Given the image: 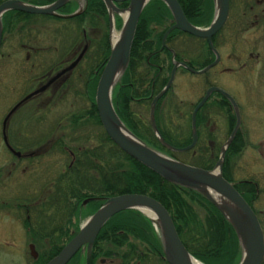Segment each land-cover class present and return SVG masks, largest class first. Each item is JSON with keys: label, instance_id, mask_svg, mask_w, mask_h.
<instances>
[{"label": "trees", "instance_id": "trees-1", "mask_svg": "<svg viewBox=\"0 0 264 264\" xmlns=\"http://www.w3.org/2000/svg\"><path fill=\"white\" fill-rule=\"evenodd\" d=\"M6 0H0V4ZM33 5H48L56 0H23ZM183 9L198 15L195 21H188L195 27L207 28L213 17V0H177ZM105 4L102 0H85L83 11L72 19H58L43 17L55 20L58 23H67L71 25L72 32L78 33L74 38L73 49L80 43V46L87 45V54L85 59L88 61L86 71L78 74L77 81H81L83 90L78 96L89 101V108L80 113L70 115L68 128L72 135L81 133L87 122L101 127L100 120L95 106V92L101 72L111 53L109 40V18ZM190 5V6H188ZM129 2L116 4L118 9H127ZM76 5L72 2L67 4L61 11L64 15L73 14ZM15 13H7V16ZM25 15V14H22ZM28 16V15H25ZM33 16V15H31ZM116 26L121 27L120 19L115 15ZM174 24L173 18L167 6L160 0H151L141 13L136 33L132 43L128 65L120 76L119 81L112 90V108L126 129L139 139L144 145L152 150L168 156L182 164L188 162L182 161L179 157H190L193 162L187 164L193 167L211 171L214 169L216 161L219 159L220 150L213 148H203V142L210 146V136L207 135L206 117L204 111L210 105L209 102L219 110L227 113L228 120L226 133L230 134L235 124V115L232 112L230 104L220 95L213 94L210 101L207 102L196 116L197 144L192 152L173 153L166 149L156 138L150 125L149 113L150 105L153 99L167 85L171 71L175 63L183 62V53L181 52L180 39L185 36L189 40L200 42L178 30H173L166 37L165 47H163V37L167 30ZM216 38V37H215ZM199 56L200 62L195 61L186 55V65L194 70L200 71L214 61V56L206 42L202 41ZM181 46V45H180ZM190 49V48H189ZM199 56L197 58H199ZM62 63L49 67L57 71ZM80 66V65H79ZM77 68V67H76ZM76 69L65 74L58 79V89L67 88L70 84L71 75ZM177 72H185L178 69ZM53 74V73H51ZM205 77V75H203ZM62 86V87H61ZM69 87V85H68ZM209 87L210 84H209ZM63 90L59 91L57 98H62ZM170 89L155 106L154 120L158 134L165 144L175 149H183L192 142L191 114L196 105H190V110L182 111V103L166 101ZM216 101H212V97ZM200 101V100H199ZM144 112L148 113V120ZM170 113V114H169ZM184 113V114H183ZM183 114L187 116L183 124L174 126V117ZM100 138L97 139V145L85 146L80 150L74 151L72 164L66 167L65 174H61L56 181L57 190L52 195V203L49 204L53 210L61 206L67 210L66 217L69 216V225L73 227L75 233L67 237L63 246L57 244L51 247L49 251L43 253L37 264H46L54 258L68 241L78 231V224L81 222L77 215L82 217L95 213L107 200L121 195H144L165 207L170 215L176 232L187 250V252L202 264H239L241 261V247L236 234L225 219V217L200 193L173 185L165 181L151 170L147 169L134 159L122 152L101 129ZM241 131H238L233 143L225 153V160L222 167L223 178L231 183L234 188L242 195L243 199L252 208V197L254 198V185L247 184L245 181L234 183L227 174L230 162L236 157L240 150L236 148L240 142ZM72 140L85 139L84 132ZM65 135V134H64ZM55 142L56 145H62L65 142V136ZM67 137V136H66ZM242 138V137H241ZM89 142V141H88ZM205 144V145H206ZM62 154L65 151L60 149ZM200 154V155H199ZM202 158V162L196 163V158ZM194 159V160H193ZM190 163V162H189ZM193 163V164H192ZM71 198H67V195ZM86 199H92L86 206L82 203ZM86 208L87 210H84ZM86 211L85 213L81 211ZM257 215V213L254 211ZM258 217V215H257ZM71 219H77L78 224L72 223ZM259 219V218H258ZM67 223V222H66ZM28 225V224H27ZM61 232V231H60ZM52 239L51 243H56L62 238V234L47 236L46 239ZM38 242V241H37ZM52 244V245H53ZM163 257V249L154 223L147 217H144L136 210H127L115 215L98 234L93 249L91 264H98V260L105 261L104 264H147L151 260H158ZM84 257L77 253L68 264H84ZM264 264V263H263Z\"/></svg>", "mask_w": 264, "mask_h": 264}, {"label": "rangeland", "instance_id": "rangeland-1", "mask_svg": "<svg viewBox=\"0 0 264 264\" xmlns=\"http://www.w3.org/2000/svg\"><path fill=\"white\" fill-rule=\"evenodd\" d=\"M242 1L244 0H229L227 21L212 42L221 60L204 74L205 77L203 74L176 73L171 87L172 93L169 94L166 104L182 103L181 109L187 114L190 105H196L204 97L209 84L232 97L239 111L238 131H241L242 138L240 137V142L236 145V148L239 146L240 153L230 162L227 174L234 183L245 181L254 185L252 206L258 215L264 235V4L258 9L250 3L241 4ZM251 5L254 6L253 10L249 9ZM114 15L118 16L123 26L124 15ZM41 21L46 23L51 32L41 36L38 43L43 50L41 54L30 56L27 63L25 49L19 50V46L9 41H6L0 51V133L7 112L19 99L33 91L36 86L34 79L49 72V67L53 65L65 63L62 68L68 67L76 58L75 51L87 47L80 46L79 43L70 49L78 34L71 31V25L49 22L44 18ZM122 26H116L114 16L112 34L115 32L119 35ZM109 40L111 44L110 29ZM202 40L204 39L200 42L183 40L184 48H190L187 50L188 56L193 55L190 51L194 49L200 53ZM86 52L87 48L77 68H74L76 70L71 75L69 87L67 85V88L61 89L62 98L39 97L34 102H28L11 119L7 137L11 147L24 155L21 159L8 154L0 134V264H37L44 251L48 252L57 244L63 246L67 237L75 233L68 223L67 210L61 207L64 205L61 203L59 209L53 210L49 204L52 203L51 197L57 190L56 181L61 174H65L66 167L74 162L72 153L88 145H97L102 131L99 126L87 122L83 129H80L81 133L86 135L85 139L76 141L72 139L82 134L79 132L72 135V130L68 128L70 115L83 112L90 106L87 99L78 96L83 90V85L76 79L78 74L86 71ZM197 57L195 61L200 62L202 58ZM62 68L57 72L63 70ZM211 99L214 102L217 100L215 96ZM209 104L203 114L208 130L206 134L211 139L207 142L210 146L206 142L202 144L203 148L215 147L221 152L232 133H226L230 118L227 113L210 102ZM144 114L148 120V113ZM173 117L174 126L183 124L181 118H187L183 114ZM59 135L65 136V142L61 146L55 143L61 137ZM194 147L186 152H192ZM60 149L65 151V154H62ZM189 158L183 155L179 157L180 160L191 164L193 161ZM202 158H196L195 162H202ZM71 195H67V198H71ZM93 214L94 212L85 217L77 215L81 222L78 224L77 219H71L72 223L78 224L80 229ZM154 226L158 229L157 224ZM27 228H31V232H28ZM60 233L62 238L54 244L51 243L50 237L46 239L48 235L52 237ZM33 240L38 241V245H34ZM30 245H33V251ZM80 253L85 261V248Z\"/></svg>", "mask_w": 264, "mask_h": 264}, {"label": "water", "instance_id": "water-1", "mask_svg": "<svg viewBox=\"0 0 264 264\" xmlns=\"http://www.w3.org/2000/svg\"><path fill=\"white\" fill-rule=\"evenodd\" d=\"M68 1L69 0H57L46 7H35L18 0H9L0 4V45L3 32L1 19L4 14L8 12H19L29 15L56 16V11L61 7L63 8ZM102 1L105 4L104 6L107 8L109 16L111 53L110 56H108L109 58L98 80L95 93V106L97 108L98 118L105 133L122 152L147 169L151 170L152 173L154 172L159 177L172 183L173 185L175 184L200 193L207 201L218 209L233 228L239 241L243 252L239 264L263 263L264 237L260 223H258V218L243 197L222 176V166L224 164L225 152L230 144L233 143L236 133L240 127L239 111H237V106L236 103L233 102V99L218 88L212 87L210 90H207L202 100L195 107L193 113H191L192 145H189L184 149L169 148L161 140L154 120L155 105L171 87L175 78V73L179 67L189 71L190 73L202 75L209 72V70L220 60L218 51L213 48L212 37H214L219 30L224 27L227 21L229 12L228 0H214L215 16L207 29L197 28L190 24L185 18L177 0H160L167 6L174 21L173 26L167 30L163 37V46L169 33L173 30H178L182 33H187L192 37L206 40L209 48L212 50L211 52L215 55V61L199 72L191 70L183 63L174 64L170 79L167 83L168 85H166L162 92L154 98L152 105H150L151 127L155 136L164 147L178 153L189 151L197 142L195 122L198 111L204 106L212 93H219L222 95L234 109L236 124L228 141L221 149L218 162L215 163L216 165L211 171L182 164L152 150V148H148L126 129L120 121V118L116 115L114 108H112V90L128 65L131 47L137 29L136 24H138L142 11L151 0H129V6L126 10L117 9L115 4L121 2L124 3L128 0ZM81 11L82 10H78L74 14L62 18H73L79 15ZM114 14H127L126 18L123 17V26L115 42H113L112 39ZM85 50L86 48L68 68L56 74L46 86L34 92L26 99L39 94L47 86L54 83L56 79H59L62 75L76 68L77 64L82 59ZM26 99L24 101H26ZM19 105L20 104L16 105L5 118L3 122L4 133L7 121L10 116L17 111ZM5 134V142L7 143ZM16 155L19 156V153H16ZM90 201L91 199L84 201L83 205L88 204ZM127 210L139 211L144 215V217L146 215L142 212V210H148L154 214L156 218L155 223L158 227L159 237L163 249V257L168 264H192V261H196L183 246L176 232L173 221L165 207L147 196L132 194L121 195L107 200L79 229L78 233L69 242H67L59 254L47 264H68L82 248L86 249V264H90L92 247L101 229L115 215ZM30 249L33 251L32 246H30Z\"/></svg>", "mask_w": 264, "mask_h": 264}, {"label": "flooded vegetation", "instance_id": "flooded-vegetation-1", "mask_svg": "<svg viewBox=\"0 0 264 264\" xmlns=\"http://www.w3.org/2000/svg\"><path fill=\"white\" fill-rule=\"evenodd\" d=\"M6 1H9V0H6ZM18 1H22L23 3L25 4H28V5H31V6H35V7H45V6H48V5H43V6H40V5H33V4H30V3H26L25 1L23 0H18ZM57 1V0H56ZM73 3L76 5V10L75 11H78V10H81L83 9L84 5H85V0H69L67 4L69 3ZM80 2H82V4L80 5ZM178 2V1H177ZM54 3V2H53ZM244 3H250V4H253L256 6V8L258 7V9L262 8V5L264 4V0H244L241 2V4H244ZM52 4V3H51ZM65 4L63 6V8L67 5ZM179 4V3H178ZM228 4H229V0H228ZM231 4V3H230ZM180 5V4H179ZM190 6V5H188ZM181 7V5H180ZM186 7L187 6H182L181 9H182V12L185 16V18L187 19V17L191 20V21H195L196 18L199 19V17H197L198 15H194L192 14V12L189 10V11H186V15L183 11V9L186 10ZM250 10H253L254 9V6H249ZM63 8L61 7L59 10L56 11V16H43V17H49V18H58V19H63L62 17H65V16H68V15H64L61 13V11L63 10ZM230 10V8H229ZM83 11V10H82ZM81 11V13H82ZM9 13V12H8ZM10 13H15V14H12V15H9L7 16V13L2 17V38H1V45H0V51L2 50V47L5 45L6 41H9L11 44L12 43H15L17 46H19V50H23L25 49L26 51V60H27V63L30 61V56H33V55H38V54H41L42 53V49H40V47L38 46V43L41 39V36L42 35H48L49 33L51 34V32L49 31V27H46V23L44 24V22H42L41 20L43 19V17L41 15H29V14H25V15H28V16H25V15H22L23 13H19V12H10ZM229 13V12H228ZM187 16V17H186ZM215 14L213 15L212 19L214 18ZM42 17V19L40 20L39 18ZM257 17V16H256ZM46 19V18H44ZM50 21H53V22H56L55 20H50V19H47ZM188 20V19H187ZM189 22V21H188ZM42 23V24H41ZM217 35V34H216ZM216 35L212 38V42L213 40L215 39ZM183 40H189L187 39L185 36H182V38L180 39V47H181V52L183 53V62L182 63H186L187 59L186 58V55H187V52L190 50L189 48H184V46L182 45L183 44ZM204 41V40H202ZM207 43V42H206ZM84 47H82L81 49H79V53H77L75 51V54H76V58L80 55V53L82 52ZM199 48V47H198ZM50 49V48H49ZM188 50V51H187ZM190 53H192L193 55L190 56V57H197V52L196 49H194V51H190ZM74 56V55H73ZM74 59V61H75ZM221 60V58H220ZM73 61V59L71 60ZM63 66H65V63H62L61 67L58 68V70L60 68H62ZM67 67V66H66ZM63 69V68H62ZM66 69V68H65ZM57 70V71H58ZM55 70H51L50 73H48L47 75H42L41 77H38V79H34L33 82L36 83V86L34 87L33 91H31L30 93H28L27 95L23 96L21 99H19L18 102H16V104L7 112L5 118L8 116V114L10 113V111L18 104H20L17 108V111H15V113H13L9 120L7 121V125H6V129H5V133L4 131L2 130L1 131V135H2V141H3V144L5 145V149L8 151V154H11L13 155L14 157L16 158H19L21 159L24 155L23 154H20L19 153V156L16 155V153H18V151H15L12 147H11V144L9 143V139L7 137V128H8V125L11 121V119L17 114V112L22 109L28 102L32 101L34 102L35 99L37 100V98L39 97H42V96H45L46 99H57L56 97V94L61 91V89L59 88L58 89V85L56 84L58 81H55L54 83L50 84L49 86H47L42 92H40L39 94L37 95H34L32 96L31 98L29 99H26L28 96L32 95L34 92L38 91L39 89L43 88L44 86L47 85V83L50 81L51 79V73H55L57 72ZM186 73H189L187 72L186 70H184ZM58 73V72H57ZM55 75V74H54ZM53 75V76H54ZM51 76V77H50ZM63 77V76H62ZM61 78V77H60ZM59 78V79H60ZM62 87V86H61ZM213 86L211 85V87L209 88H212ZM58 90V91H57ZM213 95V94H212ZM211 95V96H212ZM26 99V101H24ZM224 99V98H223ZM226 101V100H225ZM184 114V113H183ZM4 118V120H5ZM3 120V122H4ZM3 122H2V128H3ZM4 134L6 135V141L7 143L5 142V137H4ZM19 134V133H18ZM20 136V135H19ZM18 136V137H19ZM9 146V147H8ZM31 155V154H30ZM29 229L28 232H31V228H27ZM34 242V245H38V242L33 240ZM37 242V243H36ZM33 247V245H30ZM85 262V261H84ZM98 264H104L105 261L103 260H98L97 262ZM148 263H151V264H167L166 261L164 260L163 257H161L160 259L158 260H151L149 261ZM147 263V264H148ZM116 264H118V262H116Z\"/></svg>", "mask_w": 264, "mask_h": 264}, {"label": "bare ground", "instance_id": "bare-ground-1", "mask_svg": "<svg viewBox=\"0 0 264 264\" xmlns=\"http://www.w3.org/2000/svg\"><path fill=\"white\" fill-rule=\"evenodd\" d=\"M126 16H127V14H125L124 15V17L126 18ZM191 24V23H190ZM117 38H118V35L115 33V32H113V34H112V39H113V42H115L116 40H117ZM160 136V135H159ZM161 138V137H160ZM158 140V139H157ZM162 140V139H161ZM159 141V140H158ZM163 141V140H162ZM160 142V141H159ZM173 153H175V152H173ZM165 156V155H164ZM168 157V156H167ZM168 158H170V157H168ZM172 159V158H171ZM142 212L151 220V221H153V222H155L156 221V218H155V216H154V214L151 212V211H148V210H142ZM196 260V259H195ZM192 264H201L199 261H192Z\"/></svg>", "mask_w": 264, "mask_h": 264}]
</instances>
